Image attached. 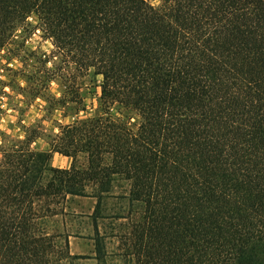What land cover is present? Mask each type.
Listing matches in <instances>:
<instances>
[{
  "label": "trees",
  "instance_id": "1",
  "mask_svg": "<svg viewBox=\"0 0 264 264\" xmlns=\"http://www.w3.org/2000/svg\"><path fill=\"white\" fill-rule=\"evenodd\" d=\"M32 15L72 69L54 101L83 109L77 74L93 69L102 111L48 149L38 130L4 139L0 264H72L78 217L101 261L112 235L131 264H264V0H0V53Z\"/></svg>",
  "mask_w": 264,
  "mask_h": 264
},
{
  "label": "rangeland",
  "instance_id": "2",
  "mask_svg": "<svg viewBox=\"0 0 264 264\" xmlns=\"http://www.w3.org/2000/svg\"><path fill=\"white\" fill-rule=\"evenodd\" d=\"M154 4L158 0H150ZM30 27L21 32L15 48L0 53V146L4 139L24 137L32 130L41 132L32 146L37 149H48V142L59 132V125L65 124L75 117L98 115L102 111L101 82L102 76L93 69L83 74H77L78 104L68 102L58 104L54 98L63 94V80L61 75L68 74L72 69L66 65V58L56 52L50 38L46 37L38 27L35 15L29 17ZM46 60V62H45ZM43 86V96H37L39 88ZM120 111L130 117L129 126L137 128L139 117L114 105L112 112ZM2 157L0 147V160ZM83 156L80 157V159ZM52 163L57 167H68L70 158L53 152ZM72 204L76 209L91 212L95 204L94 198L78 199ZM108 208L115 209L118 204L110 200ZM107 220L105 221V223ZM70 229L79 227L80 236H70V250L72 254L81 257L74 258L72 264H131L120 254L118 239L115 236L105 237V261L96 259L95 245L92 239V222L89 218H74L68 222ZM107 233L110 227H105Z\"/></svg>",
  "mask_w": 264,
  "mask_h": 264
}]
</instances>
